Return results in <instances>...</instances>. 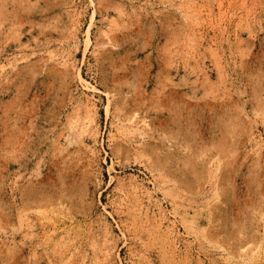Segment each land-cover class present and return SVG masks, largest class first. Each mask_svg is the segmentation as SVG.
Instances as JSON below:
<instances>
[{
    "label": "rangeland",
    "instance_id": "rangeland-1",
    "mask_svg": "<svg viewBox=\"0 0 264 264\" xmlns=\"http://www.w3.org/2000/svg\"><path fill=\"white\" fill-rule=\"evenodd\" d=\"M0 264H264V0H0Z\"/></svg>",
    "mask_w": 264,
    "mask_h": 264
},
{
    "label": "bare ground",
    "instance_id": "bare-ground-1",
    "mask_svg": "<svg viewBox=\"0 0 264 264\" xmlns=\"http://www.w3.org/2000/svg\"><path fill=\"white\" fill-rule=\"evenodd\" d=\"M109 111V110H108ZM107 114H108V112H107Z\"/></svg>",
    "mask_w": 264,
    "mask_h": 264
}]
</instances>
